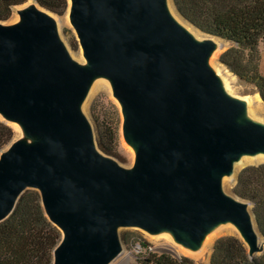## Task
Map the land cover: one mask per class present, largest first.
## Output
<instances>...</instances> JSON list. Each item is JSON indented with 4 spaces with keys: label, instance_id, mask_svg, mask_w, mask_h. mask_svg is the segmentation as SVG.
I'll return each instance as SVG.
<instances>
[{
    "label": "water",
    "instance_id": "obj_1",
    "mask_svg": "<svg viewBox=\"0 0 264 264\" xmlns=\"http://www.w3.org/2000/svg\"><path fill=\"white\" fill-rule=\"evenodd\" d=\"M164 1L73 0L86 58L115 80L137 156L131 174L95 151L78 113L90 79L71 63L49 19L34 11L25 25L0 28V103L45 137L1 159L0 223L27 187L39 189L63 234L54 264L109 263L121 250L118 226H169L195 248L212 220L233 221L260 252L253 204L225 194L219 177L241 153L264 152V132L235 122L239 104L206 66L212 45L192 43Z\"/></svg>",
    "mask_w": 264,
    "mask_h": 264
},
{
    "label": "trees",
    "instance_id": "obj_2",
    "mask_svg": "<svg viewBox=\"0 0 264 264\" xmlns=\"http://www.w3.org/2000/svg\"><path fill=\"white\" fill-rule=\"evenodd\" d=\"M34 1L58 16L66 14L68 0H0V22L8 21L13 9ZM179 14L202 33L231 44L219 61L242 82L255 87L264 104V75L260 70L259 46L264 45V0H173ZM105 118L99 146L107 155L119 158L121 116ZM11 127L0 122V155L14 139ZM234 193L251 202L258 229L264 239V164L248 166L238 175ZM63 234L47 217L42 196L27 190L12 214L0 223V264H54L55 251ZM122 241L131 247L146 243L137 233H126ZM135 264H196L188 257L147 252ZM210 264H264V255L252 257L245 242L236 236L218 239Z\"/></svg>",
    "mask_w": 264,
    "mask_h": 264
},
{
    "label": "rangeland",
    "instance_id": "obj_3",
    "mask_svg": "<svg viewBox=\"0 0 264 264\" xmlns=\"http://www.w3.org/2000/svg\"><path fill=\"white\" fill-rule=\"evenodd\" d=\"M68 2L69 7L65 15L58 16L50 13L51 18H49V21L52 23L57 42L62 47L71 63L79 71L84 73L88 77V80L92 77H96L107 79L110 82L109 86L102 83L98 90L86 99L83 106V101H81L78 105V113L90 129L95 151L104 158L114 162L125 172L131 174L136 170L137 156L135 148L125 137L123 115L118 103V98L115 95V80L110 76L98 72L89 63L85 56L84 49L79 40L77 29L73 21L74 3H72L71 0H68ZM167 3L171 11L174 9V11L177 12L173 5V0H165L164 8L166 13ZM36 5L37 4L34 1H29L22 6L14 8L12 17L6 22H0V26L1 24L7 26L13 25L18 22L19 17L21 25H25V16L34 12V7H36ZM27 7V12H20V10ZM203 42H208L212 45V51L210 54L212 55L211 60L213 61V64L211 66L216 73L217 70L219 71L217 75L222 80V87H225V82L228 84L230 95L236 99V102L239 104V114L242 115L243 113L248 112L250 115L249 120L241 118V121L237 122V124L240 127L259 128L264 132V104L261 98L259 100L260 95L257 93L255 87L239 80L219 61L221 55L231 47V44L220 39L208 37L207 35H205V38L201 43ZM259 54L261 60L260 70L264 75L263 44L259 46ZM115 109L119 111L121 116V152L119 158L107 155L99 146L100 127L106 117L112 118L113 120L116 119ZM251 115L256 118H253ZM0 122H3L11 127L15 133L12 142L2 150L0 161L2 158L9 156L18 148L32 150L40 146L45 141V137L43 135L33 131L27 120L15 114L6 103H0ZM254 154L256 153H241L238 158H241L240 160H242L244 164L241 163V167L240 165L236 167L238 158L233 159L231 161V170L220 175V187L225 194L234 196V189L237 184L238 175L244 168L264 164V162L251 159ZM27 190L40 191L34 187H27L25 191ZM235 227H237V225L231 220H212L210 227L200 235L197 246L195 247L198 248L199 251L194 253L184 248L186 244L179 240L175 229L172 227L164 226L155 231H148L139 227L118 226L116 227V233L120 240L121 250L118 255L107 264H135L137 257L147 252L158 254L166 253L177 258L188 257L196 264H210L213 247L216 241L227 236H236L242 239L248 247L251 256H263L264 242L261 241L260 252H252L249 245L236 231ZM162 232L171 234L172 238L170 239L168 237H164V235H159L162 234ZM126 233L139 234L146 244L144 246L137 245L135 247L126 245L122 241V236Z\"/></svg>",
    "mask_w": 264,
    "mask_h": 264
},
{
    "label": "bare ground",
    "instance_id": "obj_4",
    "mask_svg": "<svg viewBox=\"0 0 264 264\" xmlns=\"http://www.w3.org/2000/svg\"><path fill=\"white\" fill-rule=\"evenodd\" d=\"M71 2L73 3V0H71ZM167 14H168V17L170 18V20L174 23V25L176 27H178L184 34H186L188 36V38L191 40L192 43L194 44H198V43H201L204 38H205V35H203L202 33H200L199 31H197L195 28H193L191 25H189L186 21H184L181 17H179L177 14V12L174 11V9H171L169 8V5L167 3ZM31 9V8H30ZM35 9V12L39 13L40 15L44 16L45 18L49 19L51 18V14L47 11H45L44 9L40 8L38 5H36V7H34ZM28 10V7L27 8H24L22 10H20V12H27ZM21 23H20V17H19V20L17 23L13 24V25H2L0 26V28L2 29H6V30H11V29H15V28H18V27H21ZM212 58V55L210 54V56H208L207 60H206V66L208 67V69H210L214 76L217 78V80L219 81L220 83V86H221V89L224 93V95L226 97H228L229 99L231 100H234L236 101V99H234L231 95H230V90H229V86L228 84H226L225 82V87H222V80L218 77L217 73H219V71L217 70V73L214 71V69L212 68V64H213V61L211 60ZM104 83L105 85L109 86L110 85V82L109 80L107 79H104V78H96V77H92L90 80H89V83H88V87H87V90H86V93L83 97V102H82V106L84 105V102L86 101V99H88V97L94 93L96 90H98V88L100 87V85ZM103 86V85H102ZM100 90V89H99ZM259 100H260V97H259ZM118 103L120 105V109H121V112H122V106H121V103L118 99ZM253 111V110H252ZM252 116V115H251ZM253 117V116H252ZM255 117V116H254ZM253 117V118H254ZM241 118H244L246 120H249L250 119V115L248 114V112H245L243 113L242 115L239 114V111L236 113L235 115V122H240L241 121ZM256 118V117H255ZM248 158V157H247ZM241 159V158H240ZM238 158V163L236 165L241 167V163H243L242 160H240ZM251 159H256L258 161H261V162H264V152H258L256 154H254V156H252ZM244 164V163H243ZM120 168V167H119ZM239 168V167H238ZM121 169V168H120ZM122 170V169H121ZM236 231L242 236L240 230L238 227H235ZM159 235H164V237H168V238H172L171 234H167L165 232H162V234H159ZM243 237V236H242ZM213 238V237H212ZM212 243V242H211ZM185 249L189 250V251H192L194 253H197L198 248H193L192 246L190 245H185L184 246Z\"/></svg>",
    "mask_w": 264,
    "mask_h": 264
}]
</instances>
